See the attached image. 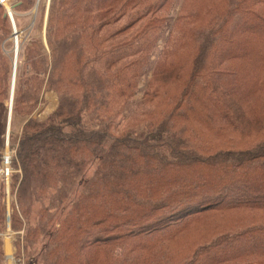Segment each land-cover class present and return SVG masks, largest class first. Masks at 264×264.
Wrapping results in <instances>:
<instances>
[{
	"label": "trees",
	"instance_id": "obj_1",
	"mask_svg": "<svg viewBox=\"0 0 264 264\" xmlns=\"http://www.w3.org/2000/svg\"><path fill=\"white\" fill-rule=\"evenodd\" d=\"M178 3L51 0L26 47L12 218L34 247L63 209L42 264H264V0ZM11 33L0 3V134Z\"/></svg>",
	"mask_w": 264,
	"mask_h": 264
},
{
	"label": "rangeland",
	"instance_id": "obj_2",
	"mask_svg": "<svg viewBox=\"0 0 264 264\" xmlns=\"http://www.w3.org/2000/svg\"><path fill=\"white\" fill-rule=\"evenodd\" d=\"M51 0H37V3L29 10H17L14 6L20 2V0H3L2 5L6 12L12 15L13 21L17 30L20 34L18 36V46H15L14 36H13V24L10 20L12 26V33L9 37L3 41L2 51L10 62L11 70H13V80L12 84H15V73L20 70L22 73L28 72L30 69L28 55L26 52V47L31 44L30 40L35 35H40L43 40L46 38V28L48 25V14ZM182 0H179L181 3ZM178 3V4H179ZM177 4V5H178ZM177 9V10H176ZM175 13L178 11L176 8ZM16 18V21H15ZM17 22V23H16ZM21 44V46H20ZM160 47L157 49V53L161 51L164 40H160ZM15 47V49H14ZM18 57V62L14 64V60ZM156 55L153 56V60L156 59ZM15 68V70H14ZM142 86V84H141ZM139 97L142 92L137 93ZM6 115H5V125L0 134V169L2 168V156L5 150V141L7 134L9 135V144L12 149L13 146V161L12 167H14L15 172L11 174L9 180L6 183V179H0V209L3 207V219L0 220V243L2 255H0V264H42L43 262V249L51 237L52 230L60 226L61 221L64 218L63 209L59 212L55 219L54 226L48 231L46 235H40L36 240V245L30 246L26 244L25 241V225L20 228H15L13 223L14 212H20L18 210L17 202V190L19 186L20 176L22 174L21 165L19 164V159L17 160L16 151L22 137L23 127L26 122L27 117L13 114L14 103L11 101V97L5 101ZM59 100L58 95L53 91H46L40 100L39 106L36 108L33 116L37 118H45L51 112L56 110ZM10 110L11 113L9 112ZM13 117V118H12ZM128 116L121 117L115 124L110 134L116 133L120 129L121 125L127 119ZM12 120V122H11ZM118 126V127H117ZM16 162V163H15ZM96 168V163H91L86 171L85 176L80 181L79 187L83 186L85 180L94 172ZM76 192V190H75Z\"/></svg>",
	"mask_w": 264,
	"mask_h": 264
},
{
	"label": "built area",
	"instance_id": "obj_3",
	"mask_svg": "<svg viewBox=\"0 0 264 264\" xmlns=\"http://www.w3.org/2000/svg\"><path fill=\"white\" fill-rule=\"evenodd\" d=\"M8 15L11 16V14H9V12H8ZM10 16H9V18H10ZM12 20H13V18L11 17V21ZM12 24H13L14 41H17L20 32H19V30H17V27L14 24V21H12ZM13 152H14L13 146L11 149L10 144H9V135L7 134L6 141H5V150H4V154L2 156V168L0 169V179H1V177L2 178L5 177L4 179H6V183L9 180L11 174L14 173L16 170V169H14V167H12V161H13V157H14Z\"/></svg>",
	"mask_w": 264,
	"mask_h": 264
},
{
	"label": "bare ground",
	"instance_id": "obj_4",
	"mask_svg": "<svg viewBox=\"0 0 264 264\" xmlns=\"http://www.w3.org/2000/svg\"><path fill=\"white\" fill-rule=\"evenodd\" d=\"M1 3V2H0ZM10 16V15H9ZM12 17V15L10 16V18ZM13 18V17H12ZM13 21V20H12ZM18 40L17 41H15V46L17 47L18 46ZM20 46H21V44H20ZM14 49H15V47H14ZM18 62V57L14 60V64L15 63H17ZM15 70V69H14ZM17 73V72H16ZM16 73H15V77L14 78H16ZM12 80H13V78H12ZM15 85V84H14ZM13 89H14V87H13ZM11 111L12 110H10L9 112L11 113Z\"/></svg>",
	"mask_w": 264,
	"mask_h": 264
},
{
	"label": "water",
	"instance_id": "obj_5",
	"mask_svg": "<svg viewBox=\"0 0 264 264\" xmlns=\"http://www.w3.org/2000/svg\"><path fill=\"white\" fill-rule=\"evenodd\" d=\"M0 2L2 3L3 0H0ZM15 69V68H14ZM13 93H14V89H13V84H12V93H11V101L13 100Z\"/></svg>",
	"mask_w": 264,
	"mask_h": 264
},
{
	"label": "flooded vegetation",
	"instance_id": "obj_6",
	"mask_svg": "<svg viewBox=\"0 0 264 264\" xmlns=\"http://www.w3.org/2000/svg\"><path fill=\"white\" fill-rule=\"evenodd\" d=\"M8 13V12H7ZM9 16V15H8Z\"/></svg>",
	"mask_w": 264,
	"mask_h": 264
}]
</instances>
